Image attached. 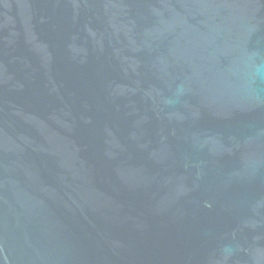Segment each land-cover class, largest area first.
I'll use <instances>...</instances> for the list:
<instances>
[{
    "label": "water",
    "instance_id": "obj_1",
    "mask_svg": "<svg viewBox=\"0 0 264 264\" xmlns=\"http://www.w3.org/2000/svg\"><path fill=\"white\" fill-rule=\"evenodd\" d=\"M0 264H264V0H0Z\"/></svg>",
    "mask_w": 264,
    "mask_h": 264
}]
</instances>
